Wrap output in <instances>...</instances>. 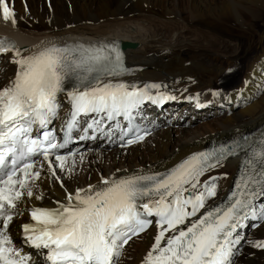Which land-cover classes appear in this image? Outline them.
<instances>
[{
    "label": "snow or ice",
    "instance_id": "6c2138e0",
    "mask_svg": "<svg viewBox=\"0 0 264 264\" xmlns=\"http://www.w3.org/2000/svg\"><path fill=\"white\" fill-rule=\"evenodd\" d=\"M13 2L0 0V16L15 24ZM10 52L18 71L0 90V264H31V257L13 245L9 230L23 200L41 198L34 193L41 170L46 166L62 184L58 172L68 170V156L58 150L68 146L74 132L99 130L104 119L131 120L145 99L155 103L164 96L154 98L149 92L159 85L139 89L108 80L126 71L115 47L52 46L23 56L15 45L0 41V56ZM61 93H66L70 110L58 141L49 125L59 114ZM35 127L41 129L37 137ZM143 139L137 133L127 143ZM235 154V149L224 148L202 152L165 174L103 180L102 187L67 193V203L31 210L34 223L22 226L25 240L44 252L47 264H120L123 246L155 223L159 232L144 264H233L243 221L264 219V204L257 210L254 203L257 197L264 199V139L245 151V172L229 203L191 218L216 196L217 177L203 182L201 177ZM254 246L264 247V242Z\"/></svg>",
    "mask_w": 264,
    "mask_h": 264
},
{
    "label": "bare ground",
    "instance_id": "6f19581e",
    "mask_svg": "<svg viewBox=\"0 0 264 264\" xmlns=\"http://www.w3.org/2000/svg\"><path fill=\"white\" fill-rule=\"evenodd\" d=\"M12 6L17 22L4 21L0 16V41L15 45L23 56L52 46L83 45L89 41L97 45L132 43L133 47L125 49L130 72L108 80L139 89L159 85L158 89H149L150 94H162L169 101L147 118L155 134L142 145L119 150L115 135L104 134L108 129L94 140L92 130L87 134L79 131L77 139L86 135L82 141L86 152L79 150L75 157H68V170L58 172L62 184L53 179L46 166L41 170L34 188L41 198H25L9 230L13 245L31 257V264H41L45 258L43 251L29 246L23 234L22 226L34 223L30 219L32 209L56 208L57 202L67 203V193L75 194L77 189L86 190L90 185L102 187L103 180L165 174L212 144L219 146L256 132L254 141L264 134V0H14ZM229 26L242 33L232 32ZM188 33L212 42L205 49H189L186 54L178 42ZM231 45H235V55L221 56ZM12 55L0 56V90L18 71L17 65L10 62ZM205 56L231 69L245 63V68L238 70L233 88L214 87L219 76L212 67L199 65L203 61L199 59ZM195 99L211 102L212 106L199 109ZM59 101L63 105L61 116L65 117L70 110L66 94ZM238 107V113L230 112ZM200 117H206L207 122L193 128ZM179 123L177 130L175 125ZM242 161V157L224 161L201 177V182L217 177L216 196L191 219L225 201L238 180ZM260 203L264 199L260 198ZM260 228L257 233L247 232L235 264H264V247L254 246L264 242V223ZM158 232L157 227H152L145 235L132 239L123 250L120 264H144Z\"/></svg>",
    "mask_w": 264,
    "mask_h": 264
},
{
    "label": "rangeland",
    "instance_id": "374dc122",
    "mask_svg": "<svg viewBox=\"0 0 264 264\" xmlns=\"http://www.w3.org/2000/svg\"><path fill=\"white\" fill-rule=\"evenodd\" d=\"M264 18V17H263ZM264 21V19H263ZM229 28L231 29L232 32L234 33H239L240 31L238 30V28H235V27H232V26H229ZM242 33V32H240ZM189 34V35H188ZM188 34H184L185 37L182 39L180 38L179 40H181L180 42H178V45H179V48H181L186 54H188L190 51H193V48H195L194 50L196 49H205L207 48V46L212 42L210 40H208L207 38H202L201 36H198V35H194V33H188ZM191 34V35H190ZM253 33H251L252 35ZM188 35V36H187ZM255 37L256 35L253 34ZM201 38V39H198ZM178 40V41H179ZM183 43V44H182ZM203 46V47H202ZM206 46V47H205ZM192 50H191V48ZM197 47V48H196ZM199 47V48H198ZM202 47V48H201ZM188 49V50H187ZM190 49V51H189ZM235 45H231L229 48H226L224 49V54L222 53V55L224 56H230V55H235ZM229 53V54H228ZM219 56V57H221ZM188 61H189V57L186 58ZM203 60V61H202ZM195 61V60H194ZM199 61H202L200 63L202 64H199L198 61L196 60L195 62H197L199 65H204V66H207L209 68H213V71L216 72V74L219 76L217 82H214V87L219 89V90H222V89H230V88H233L234 87V80L237 78V76L240 74L238 70H241V69H244L245 68V63H241L237 66V68L235 69H231L229 66H226V64L222 63L221 65L218 63V62H214L212 58L208 57V56H205L204 58H201L199 59ZM239 67V68H238ZM206 68V67H205ZM211 68V69H212ZM197 73L199 75H201V73L199 71H197ZM232 86V87H231ZM241 109V107H238V108H232L230 110L231 113H238L239 110ZM198 114V113H197ZM200 115V113H199ZM206 120V117H200L198 118L193 124H192V127H196V126H200L201 124H204ZM196 123V124H195ZM179 124H177V126H179ZM175 129H179L178 127H176L175 125ZM83 142H81L79 144V146L77 147L78 151L81 150V153H84L86 152V148H84L83 146ZM88 149V148H87ZM82 150H85V151H82ZM80 152V151H79ZM260 229H258V231H260ZM257 231V232H258ZM256 232V233H257Z\"/></svg>",
    "mask_w": 264,
    "mask_h": 264
},
{
    "label": "water",
    "instance_id": "95a60500",
    "mask_svg": "<svg viewBox=\"0 0 264 264\" xmlns=\"http://www.w3.org/2000/svg\"><path fill=\"white\" fill-rule=\"evenodd\" d=\"M134 45L132 44V43H125V47H127V48H131V47H133Z\"/></svg>",
    "mask_w": 264,
    "mask_h": 264
}]
</instances>
